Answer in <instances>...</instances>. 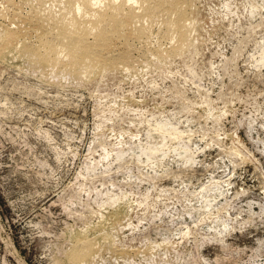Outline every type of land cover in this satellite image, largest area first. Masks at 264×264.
<instances>
[{
	"label": "rangeland",
	"instance_id": "rangeland-1",
	"mask_svg": "<svg viewBox=\"0 0 264 264\" xmlns=\"http://www.w3.org/2000/svg\"><path fill=\"white\" fill-rule=\"evenodd\" d=\"M88 1L0 0V264H264V0Z\"/></svg>",
	"mask_w": 264,
	"mask_h": 264
},
{
	"label": "bare ground",
	"instance_id": "bare-ground-1",
	"mask_svg": "<svg viewBox=\"0 0 264 264\" xmlns=\"http://www.w3.org/2000/svg\"><path fill=\"white\" fill-rule=\"evenodd\" d=\"M130 1H134V2L136 1L137 3L141 2V4H143L144 6L147 3L146 0H124L122 3H116L115 2L116 4H113V2H111V1H110L111 3L107 2L108 5H105L104 7H101V8H95V7H92L91 5L83 6L84 7V14L86 16H89L90 19L92 18L95 22V25L92 28V32L96 36V39H94V42H96V43L97 42L105 43V41L107 42V38L110 37V35H112L111 32H114L111 29L112 26H116V25H112V23L113 24L115 23L114 17L117 15L119 16V14H124L125 8H127L126 4H127V2H130ZM161 1L162 2L159 4L158 7L163 5V3L169 4V8H167V9L165 8L166 10L164 9V13L162 11L163 9L161 10L162 11L161 15L163 17V20L161 19L160 21H162V24L165 27V29L163 30L164 36L175 39L177 37L178 33H180V31H181L180 30L182 28L181 24H183L182 23L183 22L182 17H184V15H182L183 13L180 11V9L178 7H175L178 0H161ZM83 2H85V1H83ZM132 5H134V4H132ZM143 5H142V7H143ZM79 6L81 7V5H79ZM136 6L137 5H135V7ZM140 7H141V5H140ZM133 9H134V7H133ZM133 9H131V10H133ZM144 9H145L146 15L149 18L153 19L155 16H158L157 7L154 8L153 5L148 4L145 6ZM131 10L129 9L128 11H131ZM131 12H133V11H131ZM153 13H156V14H153ZM122 18L123 17H121V19ZM128 18H130V17H128ZM116 19H118V18H116ZM74 30H76V31H74ZM74 30L69 31L68 34H54L53 36H51V35L46 36L44 38V42L46 45V49L49 51V54L52 55L53 57H59L60 55L76 56V55H81V54L83 55L86 52H91L92 51L91 49H93V48H91V44H93V43H90L89 40H87L88 37H86V35L88 33L86 31H83V29L79 30V29L74 28ZM89 30H91V29H89ZM114 30H116V29L114 28ZM115 33H116V31H115ZM113 35H115V34H113ZM173 37H175V38H173ZM100 44H99V46H100ZM99 46L97 45V47H99Z\"/></svg>",
	"mask_w": 264,
	"mask_h": 264
}]
</instances>
